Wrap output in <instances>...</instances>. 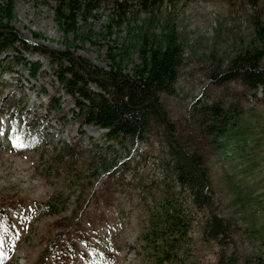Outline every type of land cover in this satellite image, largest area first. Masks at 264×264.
<instances>
[{"label": "rangeland", "instance_id": "obj_1", "mask_svg": "<svg viewBox=\"0 0 264 264\" xmlns=\"http://www.w3.org/2000/svg\"><path fill=\"white\" fill-rule=\"evenodd\" d=\"M257 3L254 8L249 0H164L155 12L159 21L151 26L159 33L168 20L179 30L183 63L175 92L162 94L164 110L185 137L186 150L202 153L210 172L205 191L210 208L197 211L192 196L183 197L196 216L183 264H264L263 95L239 79L218 84L212 77L237 52L262 46L252 16L258 11L264 24V0ZM55 4L16 0L13 25L31 45L64 50L71 44L105 68L110 51L128 59L123 44H138L137 26L147 15L128 14L120 27L109 28L113 6L105 1L87 20L80 19V36H64L55 21ZM129 56L140 60L135 48ZM36 60L46 75H30L29 65ZM0 61V90L2 80L7 82L3 95L0 91V198L12 200V205L4 202L12 222L0 235V264H157V253L143 236L151 213L178 191L163 164L170 149L164 125L153 122L148 139L134 146L129 140L111 141L106 129L75 119L70 96L58 89L41 53L9 48ZM53 93L61 96L59 107L48 102ZM215 103L230 108L238 121L225 134L204 132L212 121L198 109ZM17 133L28 147L13 146L11 137ZM70 146L76 154L65 151ZM83 180L93 184L79 215L83 232L76 237L77 251L69 255L63 227L54 222L71 215ZM211 212L228 225L227 239L209 234ZM70 234L75 235L74 228Z\"/></svg>", "mask_w": 264, "mask_h": 264}, {"label": "trees", "instance_id": "obj_2", "mask_svg": "<svg viewBox=\"0 0 264 264\" xmlns=\"http://www.w3.org/2000/svg\"><path fill=\"white\" fill-rule=\"evenodd\" d=\"M15 1L0 0V54L9 48L41 53L49 62L52 76L58 82V89H64L70 96L74 104L73 115L81 125L106 129L109 140L119 143L129 140L131 146L148 139L153 122L164 125L170 149L163 164L168 175L176 180L178 191L173 192L174 196H165L160 207L151 213L150 224L143 237L146 244L152 246L157 253V264H183L184 246L191 241L196 220L195 212L184 204L183 197L192 196V203L197 211L210 208L211 201L205 192L210 189V172L202 153L197 150L189 153L186 150L188 144L185 137L180 135L177 125L164 110L162 94L175 92L179 68L183 63V43L179 30L168 20L159 33L151 30L153 23L159 21L155 12L164 0H133L135 5L130 0H55L54 17L64 36L69 33L80 36V19L87 20L105 1H111L113 6L109 28L120 27L128 14L141 11L147 14L137 26L140 35L138 44H123V53L128 59L125 60L122 56L120 58L110 51L111 62L108 68L78 54L71 44H67L64 50L29 44L13 25ZM249 1L254 8L257 7V0ZM134 6L138 7L134 9ZM252 20L262 46L250 45L251 47L237 52L212 77L218 84L239 79L251 89H261L264 100V24L258 11L253 14ZM133 48L139 53V62H134L129 56ZM130 63L132 67H129ZM1 65L0 61V68H3ZM29 73L35 77L46 75L47 71L42 62L36 60L30 63ZM2 81L1 95L7 84L6 80ZM48 102L51 106L59 107L61 96L49 94ZM198 110L212 121L204 127L207 134L213 131L225 134L238 123L230 108H223L217 103L203 105ZM13 117L16 118L17 115L13 113ZM65 151L76 154L75 146H70ZM129 166L130 164H126V167ZM114 175L115 171L110 174L109 179ZM119 175L123 177V173L119 172ZM92 184V180H83L71 215L54 222L63 227L62 233L67 237L63 247L69 255L77 251L76 237L83 232L79 229V215L90 198L89 189ZM109 188L107 184L106 189ZM4 202L12 205V200L0 198V235L6 233L12 222ZM210 216L207 225L210 227L211 237L221 236L222 239H227L226 222L216 213L211 212ZM72 228L75 229V235L70 234ZM234 259L230 257L233 263Z\"/></svg>", "mask_w": 264, "mask_h": 264}, {"label": "snow or ice", "instance_id": "obj_3", "mask_svg": "<svg viewBox=\"0 0 264 264\" xmlns=\"http://www.w3.org/2000/svg\"><path fill=\"white\" fill-rule=\"evenodd\" d=\"M11 140H12V144L14 147H17V148H25V147H28L29 145L25 142L24 138L19 135L18 133L13 135L11 137ZM3 241L0 240V245H2ZM4 256V253L3 251H0V258H2Z\"/></svg>", "mask_w": 264, "mask_h": 264}]
</instances>
